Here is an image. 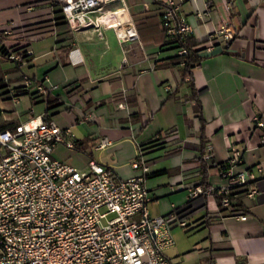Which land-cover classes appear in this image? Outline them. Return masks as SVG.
<instances>
[{
  "label": "crops",
  "instance_id": "0c3cea01",
  "mask_svg": "<svg viewBox=\"0 0 264 264\" xmlns=\"http://www.w3.org/2000/svg\"><path fill=\"white\" fill-rule=\"evenodd\" d=\"M162 1L111 3L126 9L138 35L120 43L117 32L122 36L126 24L117 32L68 30L56 24L60 7L52 0H0L2 45L25 60L21 65L0 54V130L36 117L54 119L71 128L77 145L56 144L55 158L76 168L95 160L124 179L138 174L131 161L141 151L148 165L149 215L192 207L188 224L175 235L171 229L175 243L165 253L172 264H264V0H184L178 17L202 43L201 58L187 75L175 48L165 43ZM223 23L234 37L226 44L218 37L207 53L210 34ZM42 57L29 77L45 92L21 90L22 69ZM101 138L110 144L95 150ZM204 142L211 148L206 161ZM229 144L240 151L232 171L255 175L248 186L256 194H238L242 206L233 208L245 219L221 210L213 197L189 199L188 189L204 178L214 187L227 183L210 165L230 157ZM77 154L84 163L68 161Z\"/></svg>",
  "mask_w": 264,
  "mask_h": 264
},
{
  "label": "built area",
  "instance_id": "2783aa9c",
  "mask_svg": "<svg viewBox=\"0 0 264 264\" xmlns=\"http://www.w3.org/2000/svg\"><path fill=\"white\" fill-rule=\"evenodd\" d=\"M52 1L59 5L71 29L116 30L107 9L116 0ZM183 1H162L165 43L178 55L187 54L179 41L191 31L177 14ZM124 16V34L120 37L116 31L120 43L138 38L126 11ZM218 37L226 44L234 35L225 23L219 25L204 47L207 53H213ZM7 57L25 64L23 54L9 52ZM22 77L21 90L45 92L29 76ZM163 89L170 91L168 85ZM81 117L92 119L91 114ZM253 120L257 126L262 125L257 116ZM59 143L73 148L74 133L54 119L36 117L0 130V264H172L165 253L175 243L171 229L188 224L192 207L187 203L164 214L149 215L148 165L142 152L131 161L138 174L124 179L95 160L76 168L55 158L53 150ZM109 144L108 139L101 138L94 148L103 150ZM206 148L211 151L208 144ZM229 151L223 167L217 166L220 176L227 179L217 188V193L223 194L224 207L230 206L239 190H244L247 197L257 192L256 187L248 186V180L255 179L254 173L231 169L240 160V151L233 144H229ZM210 157L205 154L203 159ZM214 189L212 185L204 188L196 184L188 189L189 199L214 198ZM232 214L246 218L233 209Z\"/></svg>",
  "mask_w": 264,
  "mask_h": 264
},
{
  "label": "trees",
  "instance_id": "16d2710c",
  "mask_svg": "<svg viewBox=\"0 0 264 264\" xmlns=\"http://www.w3.org/2000/svg\"><path fill=\"white\" fill-rule=\"evenodd\" d=\"M55 5H57V4L55 3ZM54 18H55V22H56L57 25H67L65 20H64V17L62 15V13H61L60 8H58V7L54 10ZM2 38L3 37L0 34V54H2L3 56H6V55H8V52L5 50V47L2 45ZM201 44L202 43H198V42L194 41L191 35H187L183 40L179 41V45L186 47L187 51H188L187 54H185V55L176 54L174 56V58L178 59L179 62L183 63V74L184 75H187L189 73V68L194 63H196V62H198L200 60L201 55L198 52L199 49H200L198 46H200ZM74 147L77 148V145H75ZM205 154L211 155V151L207 150L206 144L204 142V145L202 147V153H201V159L203 161H205L203 159V156ZM224 163L225 162L214 163V164H211L210 167L219 166V169H221L223 167ZM146 176H148V174ZM201 185L204 188H207L208 186H211L208 182H206L205 178H204V181H203V183ZM217 188L218 187H215L213 195H214V199H215L218 207L221 210H231V209H233L235 207H241L242 206L238 196L236 198H233L230 201V206L229 207L222 206L221 198H222L223 194H218L217 193ZM243 192H244V190L237 191L238 194L243 193Z\"/></svg>",
  "mask_w": 264,
  "mask_h": 264
},
{
  "label": "rangeland",
  "instance_id": "374dc122",
  "mask_svg": "<svg viewBox=\"0 0 264 264\" xmlns=\"http://www.w3.org/2000/svg\"><path fill=\"white\" fill-rule=\"evenodd\" d=\"M109 8V7H108ZM123 25H125V23H122V24H119L118 26H123ZM65 26V29H68V30H70L71 28H69L68 26H66V25H64ZM34 48H35V53L36 54H38L39 52L38 51H40V47L39 46H37V43H34L33 45H32ZM45 60V58H39V59H36L35 60V64L33 65V66H31V67H25V68H23L22 69V72H23V74L22 75H27V76H30L33 72H35V68H36V66H37V63L39 64V63H41L42 61H44ZM22 79H23V77H22ZM58 156L59 157H61V154L60 153H58ZM77 156V158H73V159H71V160H68L70 163H77V164H82V163H84L85 162V159H84V157H82V156H80V155H76ZM179 229H182L181 227H179V226H174L173 227V230H175L174 231V235H175V232L177 231V230ZM174 235H173V237H174ZM193 235H195V234H193ZM192 235V236H193Z\"/></svg>",
  "mask_w": 264,
  "mask_h": 264
},
{
  "label": "bare ground",
  "instance_id": "6f19581e",
  "mask_svg": "<svg viewBox=\"0 0 264 264\" xmlns=\"http://www.w3.org/2000/svg\"><path fill=\"white\" fill-rule=\"evenodd\" d=\"M107 9H108V14L111 16L112 21L116 22L115 27L118 26L119 24L124 23V17H125L124 14H125V10H126L125 8H123L121 6H116V7H109ZM129 26H131V25H129Z\"/></svg>",
  "mask_w": 264,
  "mask_h": 264
}]
</instances>
